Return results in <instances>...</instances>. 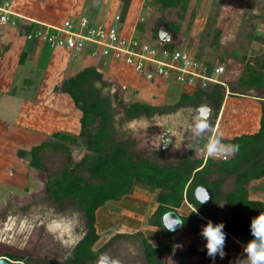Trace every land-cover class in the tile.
<instances>
[{"label": "rangeland", "instance_id": "obj_1", "mask_svg": "<svg viewBox=\"0 0 264 264\" xmlns=\"http://www.w3.org/2000/svg\"><path fill=\"white\" fill-rule=\"evenodd\" d=\"M180 3L177 7L171 6L162 10L159 0H0V5L6 4L5 8L11 12L36 17L44 16L40 18L46 21L65 15L73 16L77 14L73 9L79 6L81 15L86 16L88 20V17L91 19L95 16H136V28L140 35L150 40L154 45L157 42L155 35H159L160 30L165 29L166 26H170V29L173 27L172 31L167 32L168 37L166 40L174 47L173 50H178L185 56L197 61L201 66L200 69H204L203 72L209 76L213 74L215 68H223V73L214 78L219 82H223L224 86L213 82H206L204 86L203 81L199 80L196 83L194 82L192 87L181 84L183 93L195 95L202 90H210L215 86H221L225 89L224 94H226L227 89L231 95H235L230 97L235 104L227 107L224 111L219 132L224 133L226 130L235 132L238 129H244L243 121L245 120L248 123V119H252L255 112L251 111L252 107L249 106H252V102L243 96H264L263 90L262 92L255 89L249 91L242 86L241 82L242 78L248 79L251 72L264 73L261 67V63H264V0H188L185 10L182 9V2ZM13 19L15 20L17 17L14 16ZM20 20L18 19L13 26L16 29L22 28L24 30L29 23L28 21H22L21 23ZM20 24L23 27H20ZM140 35L138 32L134 33L135 37H140ZM26 41L32 42L33 40ZM8 43L10 44V42ZM8 43L0 41V54L5 53L3 51L8 49ZM50 52H52V56ZM44 53L45 61H48L45 62V67L44 63L42 66H34L32 63L23 70V67L18 64L13 69L16 75L15 79H21L24 76L22 73L26 75L32 73L34 76L40 72L43 76L44 69L49 65L51 68L56 66V70L64 73L63 78H65L70 76L72 70L66 68L69 65L72 66V63L79 58L75 56V51L66 53L48 47H46ZM56 55L65 57L66 64L63 61H58ZM97 57L102 58L101 56ZM23 59L24 55L21 56L20 63ZM91 59L92 62L98 61L97 58ZM3 61L7 60L3 59ZM60 63L64 65H60ZM53 70L55 71V69ZM6 72L4 69L0 73L5 83L9 82V80H6ZM24 78L28 80L29 77ZM107 78L106 76L105 81L92 80L91 82L103 97L111 100L113 111L116 114L114 116V127L117 141L131 142V149L137 152L139 156L155 160L162 165L178 164L183 160L182 157L184 158L190 152H193L192 157L195 156L205 160L203 149L197 145L191 146L199 139L194 140L191 132L187 130V126L192 120V112L195 111V109L192 111V106H185L162 114V121L155 120V116L159 114H155L150 118L142 116V118L149 121L147 125L152 121V127L150 125L152 129L146 128V124L143 122H135L133 125L132 122L137 119L128 122L121 121L124 114L121 106L118 105V99H121L126 106L132 104L131 101L135 103L139 100L134 95L133 100L127 101L122 89L119 86L112 87V83ZM169 80L172 79H166L165 81L168 82ZM27 83L26 81L21 82L16 86L27 89L30 84ZM54 84V82L45 83L46 89L44 91L47 92V89H49L52 94H60L58 89L61 83L58 86H54ZM232 91H236L238 94H232ZM29 93L28 91L22 93V96L26 97L28 101L30 99L28 97ZM65 98L70 102L72 101L66 95ZM32 102L35 103L36 100ZM17 103L23 105L22 100H17ZM42 103L47 104L48 111L55 108L46 100H42L41 105ZM32 109H35L38 113H43L42 109L45 108L35 105L29 108V111ZM57 109H63L66 112L64 119L70 118L71 123L75 122V117L66 107H58ZM179 112H181L182 117H175ZM0 113H2L0 114L1 120L7 121L8 124L12 123V133H14L17 126L14 125L17 117H8V115H12L9 112L3 113L0 111ZM218 115L220 114L218 113ZM174 119H177L178 123H173ZM213 120H210V122ZM216 120L214 121L213 133H205L204 139L215 133ZM162 122L163 125L161 126ZM10 130L11 126L3 128L0 130V134L6 133L8 136ZM77 133L73 130V134L69 133V135L78 136ZM16 134L11 135L15 136ZM52 135L51 133L50 137ZM236 135L238 134L236 133ZM37 139H40V137H37ZM165 140L168 143L164 142ZM17 141V138L14 139L11 145L13 146L12 149H15V147L21 150L30 148L28 145H17ZM228 141L223 138L224 143L227 144ZM6 144L7 140L4 143L0 142V150L6 148ZM163 145L167 147L165 148ZM69 148L74 159H78L82 156V153L86 152L82 140H80L79 145H69ZM40 157L44 168L42 172L29 168V159L20 158L17 156V152L14 158L12 155H7L6 161L0 157V255L4 253L22 254L33 262L40 260L46 264H64L66 259L72 255L73 248L86 232L85 221L79 209L69 205L59 208L44 193V181L48 175L54 176L61 171L67 161L66 155L61 151L54 152L45 149L40 153ZM84 176L89 179L87 173H84ZM261 181L254 184L258 187L257 191L259 193L264 191V181ZM231 183L233 184L232 181ZM254 192H256V189ZM155 195V192H151L147 188L135 186L132 192L123 196L120 201H109L100 207L96 212V229L100 239L94 248H100L117 233L135 234L137 232H142L144 238L153 247L157 245V241H160L161 238L156 237L159 234L156 230L160 229L155 228L156 230H154L153 226L149 224V219L157 208ZM177 212L188 215L191 209L185 203ZM174 238L177 241L174 248L175 255L190 248L202 249L200 247L203 241L202 236L196 238L181 229L174 233ZM232 245L234 244L231 241L228 242L227 248L224 247L225 256L223 258L217 256L215 260H212L205 250L204 257H192L188 264H235V261L230 260V255L232 257L237 256L235 247ZM229 251H231V254ZM105 253L119 259L121 264H146L140 243L130 238H117ZM242 257L244 258V256ZM164 260H167V262L173 261L172 258Z\"/></svg>", "mask_w": 264, "mask_h": 264}, {"label": "trees", "instance_id": "obj_2", "mask_svg": "<svg viewBox=\"0 0 264 264\" xmlns=\"http://www.w3.org/2000/svg\"><path fill=\"white\" fill-rule=\"evenodd\" d=\"M162 10L177 7L182 2V9H186L188 0H159ZM184 4V5H183ZM27 25L24 30L32 27ZM177 29V27H175ZM174 28L166 26L167 32ZM158 40V35H155ZM159 41V40H158ZM173 50L171 44L164 45ZM1 55V54H0ZM264 71V63H261ZM92 80H104V75L95 67H87L74 75L65 77L62 81L60 93L69 95L74 106L81 112L80 131L78 136L64 133H54L50 138L29 151L18 150L17 156L29 159L28 166L38 172L44 171L40 153L45 149L63 152L66 163L61 171L54 176H47L44 181V193L48 199L59 208L73 206L79 209L85 221L86 232L73 248L72 255L64 264H94L95 260L117 238H130L141 245L146 264H188L192 257H204L205 243L202 249L190 248L185 252L174 254L177 241L174 233L167 231L162 224V216L171 210L177 211L187 203L194 211L182 216V231L200 237L202 227L208 220L213 224L220 223L217 218L216 205L221 200V187L226 178L235 175V188L225 196L228 208L235 225L227 230L233 237H251V219L264 212V202L252 201L248 198L250 182L264 177V96H256L261 103L260 128L253 135L242 134L228 141L227 144H239V151L228 156L226 160L218 158H196L193 152L182 157L178 164H160L155 160L141 157L131 149V142H119L115 137L114 116L111 100L103 97L92 85ZM242 86L247 90L264 93V73L251 72L248 79L242 78ZM225 89L215 86L210 90H202L195 95L183 93L178 102L173 105L154 106L135 102L126 106L121 99L124 116L121 121L128 122L142 116L152 117L155 114H166L185 106L198 107L206 103L215 110L214 120L210 122L212 128L219 113ZM236 91H232V94ZM82 140L85 153L74 159L69 145H79ZM207 139L201 138L193 143L203 148ZM87 173L89 179L84 176ZM214 174L217 178L211 179ZM135 186L147 188L155 192L157 208L149 219V224L160 229L161 235L169 242L164 247H153L143 236L142 232L135 234L117 233L107 243L98 249L95 244L100 236L96 229V212L109 201H120L132 192ZM206 186L213 192V200L208 204H201L195 198V189ZM229 237V236H228ZM176 257H175V256ZM11 261H22L25 264H46L43 261L26 258L24 255L4 253ZM172 258V262L164 260Z\"/></svg>", "mask_w": 264, "mask_h": 264}, {"label": "crops", "instance_id": "obj_3", "mask_svg": "<svg viewBox=\"0 0 264 264\" xmlns=\"http://www.w3.org/2000/svg\"><path fill=\"white\" fill-rule=\"evenodd\" d=\"M80 10H81L80 6L76 7L73 9V11H75V13L77 14H74L73 16L65 15V16H60L59 18H51L50 21H46L40 18L44 16L39 17L37 15L38 17H36L33 15H24L23 13H19V14L16 13L18 16H22L24 19L20 20V18H17L14 20L13 19L14 17L12 16L13 20L10 18L9 22L0 24V41H4L6 43L10 42V44L9 43L7 44L8 49L4 51L2 49V51L5 53L3 54L1 53L0 55V73L2 70L5 69L7 71L6 80H9V82L5 83L0 75V111L3 113L9 112L10 114H12V115H8V117H11V116L17 117V121H15V124H14V125H17L15 127L16 130L14 133H12L13 132L12 123L8 124L6 123L7 121L1 120L0 118V130L11 126V130L9 132L10 134L8 136L6 133L0 134L1 143L6 142L7 140L6 148H1L0 150V157L4 158L5 161L7 160V155H12V157L14 158L16 152L18 150H21V149H18L17 147H15V149L14 148L12 149L13 146L11 145L13 144L14 139L16 138L18 140L17 145H21V144L28 145L30 148L25 151H29L31 148L38 146L43 141L47 140L50 137L51 133L54 134V133L60 132V133H65L69 135V133L73 134V130H74V132H78L77 134H79V131H80L79 119L82 114L74 106L73 101L70 102L66 100L65 95L68 97L69 95L64 94V93H60L57 95L52 94V91H50L49 89H47V92L44 91V89H46L45 83L54 82L55 83L54 86H58L60 85V83H62L64 79L63 77L65 74L60 72V70H58L59 71L58 72L56 70L57 68L55 65H54L55 67L53 68H51L50 65H49L50 67L47 66L44 69L43 76L41 75L40 72H38L34 76L32 75V73H30L31 75L29 74L26 75L25 73H22V75L24 76H22L21 79H15L16 75L13 69L18 64L21 67H23L22 69L24 70L28 68V66L32 63L34 66H40V65L42 66L44 63V67H45V62H48V61H45L46 59H45V53H44L47 46L43 45V43L40 44L39 42H37V40H33L32 42H27L23 36V29L22 28L16 29L15 26L13 25L18 21V19L21 21V23L22 21H26V22L35 21V22L50 23V24H61V22L64 21L65 19H75L78 16H83L81 15L82 13H80ZM114 17L115 16H95L94 18H91V19L90 17L88 18L90 22L95 23V24L114 23L116 25V23L114 22ZM120 18H121V23L117 26L120 27V29L122 30L121 33L126 34L128 36L130 34H134L135 32H138L140 35V32L136 30L137 29L136 28V18H137L136 16H130V17L120 16ZM19 26L23 27V25L21 24ZM51 53L52 52H50V54ZM68 53H71V52H68ZM77 53H80V54H77ZM85 53L86 52H76L75 56H78L79 58L76 59L72 63V66L69 65L68 68H66L67 70L72 69L69 75H74L80 70H83L84 68H87V67H95L103 73L104 78L106 76L108 77L107 79L109 80L110 83H112V87L116 88L119 86L120 89H122L124 97L127 98V101L133 100V96L135 95V97L137 98V100H139L140 103H146V104H150L154 106L171 105V104L173 105L179 100L180 96L183 93V87L181 86V84L177 83L173 79L171 81L169 80L168 82L165 81L166 79H163L160 77H154L153 79L149 80L146 77L143 78L144 74L135 72L132 68L127 66L121 60L118 62L111 60L109 58H104L103 60V57L102 58L91 57L89 54L86 55ZM22 55H24L25 60L23 59V61L20 63V59ZM61 57L62 56L60 55H56V58L58 61L60 62L63 61L64 64H66V61H67L66 58L65 57L61 58ZM91 58H97L98 61L92 62ZM3 59L7 61H3ZM64 64L60 63V65H64ZM53 69H55V71ZM8 70H12V71L9 72ZM50 70H53V71L51 72ZM56 73H57V76H56ZM26 76L27 78L29 77L28 80H25L24 77ZM25 81L28 82L27 84L30 83L27 89L16 86L21 82L24 83ZM25 91L30 92L28 94V97L30 98L29 101L26 97L22 96V93H25ZM226 92L227 93L224 95V99H223L221 108L219 110L220 115H217L216 117L217 120L215 122V130H214L215 133L217 132L220 133L223 138L229 141L232 140L234 137L240 136L242 134L253 135L257 133L260 128L261 103L259 102L260 101L259 98L249 97V96H243V97H245V99L250 100V102H252V106L251 105L249 106L252 107L251 111L255 112L254 117L252 119L249 118L248 123H246L245 120L243 121L244 129H238L235 132L233 131L229 132L228 130H226V132L224 133L219 132L220 123L224 115V111H226L227 107H231L233 104H235L231 101V98H230V97H234L235 95L234 94L231 95V93L227 89H226ZM241 96H238V97H241ZM17 100H22L23 105H20V103L18 104ZM34 100H36L35 103L32 102ZM42 100H46V102L50 103V105H53L55 108H53V110L49 109L48 111L47 104L42 103L41 105ZM133 102L134 101H131V103ZM35 105H37L40 108L41 106H43L45 108V109H42L43 113H38L35 111V109H32L31 111H29V108ZM57 106L66 107L68 110H70L72 115L75 117L74 119L75 122L71 123L70 118L64 119L66 117L65 116L66 112L63 111V109H57L58 108ZM213 111H214V116H215L214 108H213ZM236 133L238 135H236ZM11 134H16V135L12 136ZM37 137L38 138L40 137V139H37ZM215 178H217V174H214L211 179H215ZM235 179H236L235 175H230L226 178L225 182L223 183L221 187L222 198L217 203L216 210H217L218 221L226 225V227H224L223 229V231L226 233L225 246L227 248L228 242L232 241V243L234 244L232 246L235 247V252L237 254V256H234V257L230 255V260L235 261V264H237V262L243 258L242 256H244L243 246L251 238L248 236H244V235L239 236L237 238V237H233L229 235L227 232L229 228H232L235 225V222H234V218L232 217V214L229 211L225 196L234 190ZM261 180L264 181V177L250 182L248 186L249 200L264 202V191L262 193H259L257 191L258 187L254 185L255 183H259V181ZM231 181L233 182V184L231 183ZM255 189H256V192H254ZM190 209L192 210L191 207ZM179 215L181 217L187 216V215H182V214H179ZM153 228L154 230H156L155 228L157 227H153ZM156 231H158L159 233L158 235H156V237L161 238V240L160 241L158 240L157 245H155L154 247L166 246L168 244V240H167L168 238L163 237L161 235L160 230H156ZM204 242L206 241L203 238V241L200 244V247H202ZM197 249H200V248H197ZM229 252L231 254V251Z\"/></svg>", "mask_w": 264, "mask_h": 264}, {"label": "built area", "instance_id": "obj_4", "mask_svg": "<svg viewBox=\"0 0 264 264\" xmlns=\"http://www.w3.org/2000/svg\"><path fill=\"white\" fill-rule=\"evenodd\" d=\"M0 5V24L10 21V17L18 16ZM32 28L23 30L26 40H37L50 49H59L64 52H87L91 57L101 56L114 61H123L137 73H142L147 79L160 77L173 79L179 84L192 87L193 83L202 80L224 86L223 82L214 77L223 73L222 67L215 68L211 76L200 69L199 63L185 56L178 50L165 47V41L157 40L152 44L143 36L135 37L134 34L124 35L119 25L121 18L114 17L115 24H95L86 17L78 16L75 19H65L61 24H50L28 21ZM14 23V22H13ZM137 30V29H136ZM159 38V35H158ZM191 84V86H190ZM206 159L207 156L205 155ZM228 158V157H227ZM226 158V159H227ZM226 160L225 158H218Z\"/></svg>", "mask_w": 264, "mask_h": 264}, {"label": "clouds", "instance_id": "obj_5", "mask_svg": "<svg viewBox=\"0 0 264 264\" xmlns=\"http://www.w3.org/2000/svg\"><path fill=\"white\" fill-rule=\"evenodd\" d=\"M210 117L211 109L207 106H200L195 111L191 123L187 126V130L191 132L194 140L203 138L205 133H213ZM134 124L135 122H133ZM129 126L131 127L132 125ZM239 147V144L224 143L222 135L217 132L208 136L206 143L201 149H203L207 158L226 159L228 156L238 152ZM209 198V196H205L200 203H206ZM192 211H194L193 208ZM182 223V220L173 219L172 223L167 225L166 228L174 230L176 225H182ZM224 227L223 223L213 224L211 220H208L201 229L200 235L206 241L204 247L208 257L212 260H215L217 256L220 258L225 256L226 233L223 231ZM250 233L252 238L243 246L244 258L240 259L237 264H264V212L251 219ZM94 264H121V262L108 253H102Z\"/></svg>", "mask_w": 264, "mask_h": 264}, {"label": "water", "instance_id": "obj_6", "mask_svg": "<svg viewBox=\"0 0 264 264\" xmlns=\"http://www.w3.org/2000/svg\"><path fill=\"white\" fill-rule=\"evenodd\" d=\"M168 37V33L167 31H165L164 29L160 30L159 32V39L161 41H165V38L167 39ZM200 106H207L211 109V117H210V120L213 119L214 117V111H213V108L209 105H207L206 103L204 104H201L197 107V109L200 107ZM195 198L197 199V201H201L205 196H209V200L206 202V203H203V204H208L210 203L212 200H213V192L211 189L207 188L206 186H199L195 189ZM173 219H177V220H182L181 219V216L178 214L177 211L175 210H171V211H168L166 212L163 216H162V224L163 226L166 228L167 225L171 224L172 223V220ZM183 227V223L182 225L178 224L174 227V230H169L167 229V231L169 232H172V233H175L179 230H181ZM0 264H25L24 262L22 261H11L10 259H8L7 257L5 256H2L0 257Z\"/></svg>", "mask_w": 264, "mask_h": 264}, {"label": "flooded vegetation", "instance_id": "obj_7", "mask_svg": "<svg viewBox=\"0 0 264 264\" xmlns=\"http://www.w3.org/2000/svg\"><path fill=\"white\" fill-rule=\"evenodd\" d=\"M191 107V106H190ZM191 109H192V111H193V109H195V111L197 110V107H191ZM195 111H193L192 112V114L194 115L195 114ZM155 116V115H154ZM175 117H179V118H181L182 117V114H181V112H179L178 113V115H176ZM155 120H157V121H159V120H161L162 121V117H161V115H156L155 116ZM164 121H165V119H164ZM133 122H143L144 124H146L145 126H146V128L147 127H149V128H151L152 127V121H151V123L150 124H148L147 125V123H149V121H147L146 119H144V118H142V117H140V118H138L137 120H134ZM173 123H178V120L176 119V120H173ZM150 125H151V127H150ZM163 125V122L161 123V126ZM168 126H169V123L167 124ZM166 125V127H168ZM165 128V127H164ZM152 129V128H151ZM164 142H166V143H168V141L167 140H165ZM164 146V145H163ZM165 148L167 147V146H164Z\"/></svg>", "mask_w": 264, "mask_h": 264}, {"label": "bare ground", "instance_id": "obj_8", "mask_svg": "<svg viewBox=\"0 0 264 264\" xmlns=\"http://www.w3.org/2000/svg\"><path fill=\"white\" fill-rule=\"evenodd\" d=\"M22 17V16H21ZM23 18V17H22ZM28 19V18H27ZM29 20V19H28Z\"/></svg>", "mask_w": 264, "mask_h": 264}]
</instances>
